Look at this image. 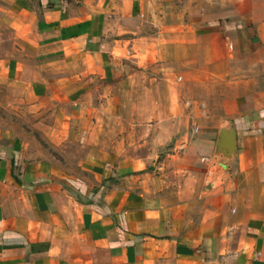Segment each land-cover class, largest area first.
<instances>
[{
  "label": "crops",
  "instance_id": "obj_1",
  "mask_svg": "<svg viewBox=\"0 0 264 264\" xmlns=\"http://www.w3.org/2000/svg\"><path fill=\"white\" fill-rule=\"evenodd\" d=\"M0 264H264V0H0Z\"/></svg>",
  "mask_w": 264,
  "mask_h": 264
},
{
  "label": "rangeland",
  "instance_id": "obj_2",
  "mask_svg": "<svg viewBox=\"0 0 264 264\" xmlns=\"http://www.w3.org/2000/svg\"><path fill=\"white\" fill-rule=\"evenodd\" d=\"M31 140H29V142H30Z\"/></svg>",
  "mask_w": 264,
  "mask_h": 264
}]
</instances>
